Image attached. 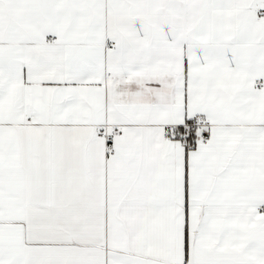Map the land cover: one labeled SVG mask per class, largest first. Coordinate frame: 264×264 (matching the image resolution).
I'll use <instances>...</instances> for the list:
<instances>
[{
  "label": "snow or ice",
  "instance_id": "snow-or-ice-1",
  "mask_svg": "<svg viewBox=\"0 0 264 264\" xmlns=\"http://www.w3.org/2000/svg\"><path fill=\"white\" fill-rule=\"evenodd\" d=\"M0 264H264V0H0Z\"/></svg>",
  "mask_w": 264,
  "mask_h": 264
}]
</instances>
